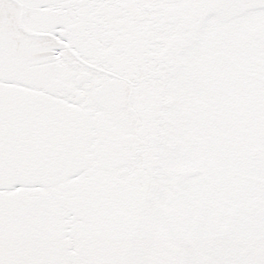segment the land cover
<instances>
[{"label": "snow or ice", "instance_id": "1", "mask_svg": "<svg viewBox=\"0 0 264 264\" xmlns=\"http://www.w3.org/2000/svg\"><path fill=\"white\" fill-rule=\"evenodd\" d=\"M0 264H264V0H0Z\"/></svg>", "mask_w": 264, "mask_h": 264}]
</instances>
